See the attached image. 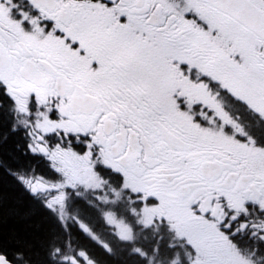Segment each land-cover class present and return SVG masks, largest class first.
Masks as SVG:
<instances>
[{
  "label": "snow or ice",
  "instance_id": "6c2138e0",
  "mask_svg": "<svg viewBox=\"0 0 264 264\" xmlns=\"http://www.w3.org/2000/svg\"><path fill=\"white\" fill-rule=\"evenodd\" d=\"M11 136L0 264H264V0H0Z\"/></svg>",
  "mask_w": 264,
  "mask_h": 264
},
{
  "label": "trees",
  "instance_id": "16d2710c",
  "mask_svg": "<svg viewBox=\"0 0 264 264\" xmlns=\"http://www.w3.org/2000/svg\"><path fill=\"white\" fill-rule=\"evenodd\" d=\"M19 136H11L6 143L0 144V158L13 163H24L23 159H17L19 153L16 150V145L20 143ZM0 190H3L8 194L9 201H15L21 197V192L16 188L14 181L6 174L0 172ZM41 225V229L35 232V235L39 236L42 234L43 229L47 227V221L44 219V213L42 210H37L36 215L32 216L29 221L17 222L16 220H9L5 227H15L23 231L28 224ZM28 231L31 233L33 229L29 228Z\"/></svg>",
  "mask_w": 264,
  "mask_h": 264
}]
</instances>
